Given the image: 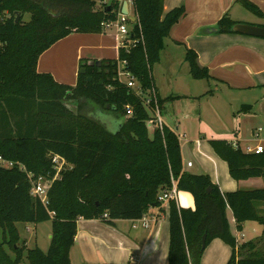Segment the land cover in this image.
<instances>
[{"label":"trees","instance_id":"16d2710c","mask_svg":"<svg viewBox=\"0 0 264 264\" xmlns=\"http://www.w3.org/2000/svg\"><path fill=\"white\" fill-rule=\"evenodd\" d=\"M238 2L264 17L250 0ZM163 4L164 0H132L136 20L127 39L128 49L120 48L116 59H100V65L86 64V73L78 72L76 84L68 85L48 72H39V56L70 33L104 32L102 23L116 18L120 0H0V156L26 169L0 165V264L23 260L26 264H72L70 248L78 218H100L106 213L101 219L109 224L137 219L159 204L160 193L173 180L177 190L192 194L194 207H179L170 200L167 264H200L202 252L213 238L230 246L226 264H264V213L259 211L264 212L260 207L264 188L222 193L208 174L183 169L174 131L165 125L149 130L153 106H145L143 99L154 91L152 66L159 60L172 26L186 13L184 6L164 13ZM235 23L224 14L213 29L232 33ZM118 59L127 61L138 92L116 78ZM89 60L96 61L81 59L79 68ZM185 60L194 79H214L193 49L186 48ZM156 98L159 107L167 100ZM95 108L120 119L117 130L87 114ZM245 108L250 106L243 105L240 111ZM209 142L226 161L233 179L264 178V147L255 153L236 149L225 139ZM53 155L62 157L69 167L48 187L44 205L30 193L27 172L52 177ZM228 208L237 230L246 221H256L262 226L261 234L239 242L231 231ZM44 221L51 223L47 252L26 247V241L25 247L17 245L21 237L16 223Z\"/></svg>","mask_w":264,"mask_h":264},{"label":"crops","instance_id":"0c3cea01","mask_svg":"<svg viewBox=\"0 0 264 264\" xmlns=\"http://www.w3.org/2000/svg\"><path fill=\"white\" fill-rule=\"evenodd\" d=\"M122 1L120 0V7ZM250 1L264 13V0ZM177 6H184L186 13L172 26L169 36L164 39V47L157 61L162 63L165 84H158L153 76V70L151 71L156 97L167 99L159 107V116L163 125L174 131L179 138L183 169L189 173L208 174L222 193L233 191L237 188H235L233 179L228 175V167L227 169L225 167L227 163L224 165L220 158L213 155L214 152L207 142L211 139H237L241 145H253L251 139L243 140L244 136L239 133V127L243 124L244 129H250L248 130L250 138L252 131L260 127L258 138L252 137L257 142L264 143V128L255 126V123H264V38L240 32L218 33L213 27L224 14L238 23H249V21L257 23L260 22L259 16L246 10L238 0H164L163 11L165 13ZM128 10L129 14L134 15L133 5L130 3H128ZM186 48L193 49L197 53L198 62L201 66L208 68L214 79H194L191 76L188 63L185 60ZM113 51L116 54L115 58L109 56L114 54ZM118 51L117 36L113 32L108 34L105 31L101 33H70L41 53L37 62V70L50 73L60 83L75 85L81 59H116ZM239 60H243L244 69H250L252 73L254 70L251 67H260L259 71L252 75L251 83L246 82V78L240 77V74L238 76L231 75L233 66L236 62L239 63ZM182 70H186V76L191 79L183 76L184 79L181 83L176 79L181 77L180 71ZM201 81L206 82V87L213 83L215 89H206V87L201 89L200 86H203ZM221 87H224L227 92L247 90L251 95L248 99L242 98L237 101L233 99L236 102L234 110L231 112L233 118L229 119L228 128H220L224 126V117L219 114L216 108L211 109L217 129L215 131L209 129L205 132V122L200 123L202 131L200 129L197 131L199 139L196 140V148L206 156L207 161L201 160L199 168L192 170L194 163L190 157L195 151L191 139L187 138L186 132L182 131V134L179 132L180 120L174 119L172 123H167L161 116L160 109L166 102L172 101L171 99L176 102L179 99L194 100L203 99L206 96L213 97L214 91ZM208 90L212 92L206 95ZM230 102L228 101L227 104L231 107ZM243 105H249L250 108L240 111ZM175 112L179 113L180 109ZM117 128L118 125L110 130L114 131ZM262 132L263 135L260 138ZM185 147L188 151L184 149ZM202 149H206L211 154L203 153ZM188 162H191L190 166L187 165ZM256 178L263 177L242 179L240 182L243 189L255 187L257 185ZM174 201L179 207H194L193 196L187 191L177 190ZM169 205L170 200H166L160 201L158 205L150 206L146 215L149 217L156 215V220L150 222L148 226L141 225L136 219H117L113 224H109L101 218H78L74 243L70 248L71 263L167 264ZM260 207L264 208V205ZM227 218L232 233L240 242L239 236L233 231L235 220L229 208L227 209ZM245 223L247 221L243 223L242 229ZM25 239L27 244L28 238L25 237ZM211 246V250L214 251V259L211 264H226L231 254L230 246L218 238L212 240Z\"/></svg>","mask_w":264,"mask_h":264},{"label":"rangeland","instance_id":"374dc122","mask_svg":"<svg viewBox=\"0 0 264 264\" xmlns=\"http://www.w3.org/2000/svg\"><path fill=\"white\" fill-rule=\"evenodd\" d=\"M107 3L110 2V0H105ZM131 10V8H130ZM132 12V10H131ZM25 18H28V15L25 16ZM260 22L257 23H250L251 21H249L248 24H253V25H261L264 24V17H259ZM264 26V25H261ZM106 34L108 33H115V29L114 27L109 28V29H105L104 30ZM114 53V51H113ZM112 56V58L116 57V54H112L109 55ZM114 56V57H113ZM243 60H239V63H235V65L233 66V70L231 72V75L234 76H238L240 74V77H245L246 78V82H250L251 83V79L253 78V74L257 71H259L260 67H251L253 68L252 71L249 70H245L242 64ZM159 63V64H158ZM153 70V71H152ZM152 73L153 76L156 80V82L160 85L165 84V80H164V74H163V68H162V63L161 62H157L153 65L152 67ZM245 70V71H244ZM185 71V72H184ZM182 70L180 71V78L176 79V81L181 82L183 81L184 77L186 76V70ZM187 79H191L189 76H186ZM122 79H125L124 77H122ZM173 79V78H171ZM175 80V79H173ZM200 83L203 84V86L200 88H205L206 87V82L205 81H201ZM180 85V84H179ZM186 87V86H185ZM215 89V85L212 83V85H210L209 87H206V89ZM215 95L213 97H204L203 99H179L176 100V102L174 101V99H171L172 101H168L164 104V107H161L160 109V113L161 116L163 117V119L167 122V123H172V121L174 119H178L180 120L181 124H180V129L179 132L182 134V131L186 132V136L188 139H191V143L194 145L193 150L195 151L194 154L191 155L190 159L193 161L194 163V167L192 170H196L199 168L200 164H201V160L207 161L205 158L206 156L202 155L196 148V140L199 139V135H197V131L198 129L201 130L200 127V123L201 122H205V132H207L209 129H212L215 131V129H217V124L215 122V120L213 119V115L211 114V109L214 107L216 108L217 111H219V114L224 117V126L220 127V128H228L229 126V119L233 118V110H234V103L237 100H241L242 98H249L250 97V92H248L247 90H237L236 92H227V90L224 87H221V89L215 90ZM236 100L235 102L233 101ZM228 101L230 102V104H232V106L230 107L228 103ZM233 101V102H232ZM71 108H74L76 111H78V109L76 108V105L69 103L68 104ZM233 108V109H231ZM177 109H180L179 113H176L175 111ZM83 113L84 111L81 110ZM229 111V112H228ZM80 112V110H79ZM87 114L93 118H95L96 120H100L102 123H104L107 128L109 129H114L115 127H117V125H119V123L121 122L120 119H118L112 112L109 111H105L101 108H95V109H89L86 111ZM153 115V113H152ZM255 126H261L262 128H264V123H255ZM148 127L149 130L151 131L153 129V125L151 122L148 123ZM184 127V129H183ZM218 128V129H220ZM240 131L239 133H241L242 136H244L243 140H249L251 139V142L253 144H255L257 141L255 138H253L251 136L250 138V132H248V130L250 129H244L243 124H241V126L239 127ZM263 132L260 134V138H262ZM255 139V140H253ZM210 145V148L213 150L210 142H207ZM186 151L187 147L184 148ZM203 153H208L211 154V152L207 151L206 149H202ZM214 152V156L216 155L218 158H220V156H218L216 154V152L213 150ZM190 153V151H189ZM197 153V154H196ZM215 156V157H216ZM222 163H224V165H226V161L223 160L222 158H220ZM227 169V166H225ZM204 170V169H203ZM205 172V171H204ZM229 173V172H228ZM227 175V174H226ZM229 175V174H228ZM231 177V176H230ZM232 178V177H231ZM233 179V178H232ZM257 179V185H255V187H250L252 189L254 188H264V178H256ZM233 181L235 182V188H241L243 189V185H241V180H235L233 179ZM261 181V182H260ZM261 213H264L263 211L259 210ZM17 227L19 229L20 232V241L17 243L18 246H24L23 243L25 242V237L28 238L27 240V244L26 247H34L37 246L39 247L42 251L47 252L48 247H49V242H50V233H51V223L50 221H44V222H40V223H23V222H18L16 223ZM233 231L239 236V239L241 241H248V240H253L256 239L262 232V226L256 222V221H247V223H245L243 229L241 230H237L236 227H233ZM215 239V238H213ZM212 239V240H213ZM220 239V238H218ZM22 240V241H21ZM212 240L206 245V247L204 248L202 255H201V260H200V264H211L213 262L214 259V251L211 250V245H212ZM222 240V239H220ZM24 241V242H23ZM223 241V240H222ZM25 247V246H24ZM5 249L9 252V248L6 246ZM25 253V250L23 251V254ZM11 254V253H10ZM11 256L13 257V255L11 254ZM27 262L25 260H23L20 264H26Z\"/></svg>","mask_w":264,"mask_h":264},{"label":"built area","instance_id":"2783aa9c","mask_svg":"<svg viewBox=\"0 0 264 264\" xmlns=\"http://www.w3.org/2000/svg\"><path fill=\"white\" fill-rule=\"evenodd\" d=\"M128 3L132 4V0H127ZM129 13V10H128ZM135 21H130L127 18V14H122L120 10L118 11L116 18L112 21H105L102 23L104 30L114 27L115 34L117 36V43H118V49H128L127 47V39L129 38L130 31L133 27V24ZM127 61L125 59H118L116 63V78L126 85L128 88L134 89L137 92L139 91V85L137 83L136 77L133 73H131L127 68ZM124 77L125 79H122ZM144 104L145 106L152 105L153 106V116L154 119L151 122L152 125L155 124V126L162 127L163 121L159 116V106L157 103V98L155 95V92L153 91L151 96H145ZM127 113L131 114L132 111L128 107ZM261 131V128H257L256 130L252 131V136L255 138H258L259 132ZM229 143L234 148H240L245 152H255L259 153L263 151L264 143H261L260 141L256 144H245L241 145L240 142L237 139H231L228 140ZM51 161L53 163V168L55 169V173L52 177L39 175V176H33L31 172H27L29 180H30V193L36 197H38L43 204L45 205L47 203V189L51 185V183L58 178L59 172L62 169H65L69 167V165L65 162V160L58 156L53 155L51 156ZM0 165L6 166V167H12L14 165H18L21 170L26 171L25 166L18 162H13L11 160H6L0 156ZM188 166L191 165V162L187 163ZM176 181L173 180L171 183V186L168 189H164L160 195H159V201H166V200H175L176 198ZM107 214L104 213L100 218H106ZM156 215L147 216L146 213L143 214L141 217L137 218L136 221H138L143 226H148L150 222H155Z\"/></svg>","mask_w":264,"mask_h":264},{"label":"water","instance_id":"95a60500","mask_svg":"<svg viewBox=\"0 0 264 264\" xmlns=\"http://www.w3.org/2000/svg\"><path fill=\"white\" fill-rule=\"evenodd\" d=\"M120 12L122 14H125V15L127 14V18L130 21L136 20L135 15L128 13V1L127 0L122 1L121 7H120ZM232 30L235 32H240V33L264 38V26H261V25H253V24H248V23L236 22L235 24H233ZM86 64H88V65H94V64L100 65V61L99 60H96V61L89 60L87 62H82V66L79 68L80 73H82V74L86 73V66H85ZM90 79L91 78L89 77V80ZM205 241H206V234L204 233L202 235V239H201L202 247L205 246Z\"/></svg>","mask_w":264,"mask_h":264}]
</instances>
